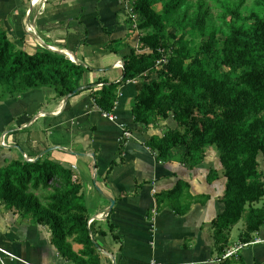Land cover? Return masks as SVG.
I'll list each match as a JSON object with an SVG mask.
<instances>
[{"label": "crops", "instance_id": "0c3cea01", "mask_svg": "<svg viewBox=\"0 0 264 264\" xmlns=\"http://www.w3.org/2000/svg\"><path fill=\"white\" fill-rule=\"evenodd\" d=\"M125 8L120 0H0V18L12 41L23 45L25 38L30 52L44 45L68 52L65 57L90 69L81 87L97 89L121 82L127 57L140 52L141 33L131 30ZM136 83L119 87L113 120L95 105L91 90L66 104L48 89L0 103V169L13 159L34 162L47 152L43 157L80 176L101 264H264V227L249 242L242 240L244 228L234 227L224 250L216 248L211 223L223 211L225 188L220 160L208 151L206 160L190 169L177 156L160 162L146 142L176 123L163 122L147 133L136 125ZM211 171L215 180L209 183ZM179 181L181 197L159 203L160 194ZM108 197L116 202L110 213ZM70 242L75 252L82 249ZM248 243L254 244L223 259ZM0 255L5 264H75L53 244L48 228L1 202Z\"/></svg>", "mask_w": 264, "mask_h": 264}, {"label": "trees", "instance_id": "16d2710c", "mask_svg": "<svg viewBox=\"0 0 264 264\" xmlns=\"http://www.w3.org/2000/svg\"><path fill=\"white\" fill-rule=\"evenodd\" d=\"M132 1L135 19L128 23L132 30L137 22L140 31L164 29L169 16L182 6V0ZM248 1L264 7V0H233L223 15L224 39L212 35L195 50L184 37H175L170 45L162 37L147 35L140 39L141 48L150 51L133 50L121 82L85 90L92 91L98 108L113 113L119 87L136 81L134 123L145 133L169 120L176 123L146 142L160 162L171 163L177 156L190 169L206 160L210 148L216 149L225 188L220 197L223 211L211 230L220 251L240 222L245 227L243 242L264 227V170L258 159L262 156L264 162V17L260 12L244 17ZM1 21L0 103L43 89L62 100L82 86L89 68L46 48L30 52L25 38L20 39L23 45L13 42ZM199 24L203 28L205 20ZM160 50L170 55L166 68L157 66ZM212 172L209 183L215 180ZM182 186L179 181L160 194L158 202L180 198ZM83 190L80 176L46 156L35 162L13 159L0 169V202L9 211L48 228L53 244L75 264H101ZM70 240L82 249L75 252Z\"/></svg>", "mask_w": 264, "mask_h": 264}, {"label": "rangeland", "instance_id": "374dc122", "mask_svg": "<svg viewBox=\"0 0 264 264\" xmlns=\"http://www.w3.org/2000/svg\"><path fill=\"white\" fill-rule=\"evenodd\" d=\"M232 1L233 0H182V6L169 16L167 19L168 21L165 22L164 29L160 31L155 29L140 31L135 21L133 23L136 27L133 29L134 31H140L141 39L147 35L153 34L162 37L165 43L170 45L175 41V37H184L191 48L198 50L202 42L206 41L212 35H217L220 39H224L221 34L224 26L223 15L228 10V6ZM130 2V8L131 4L133 8V1L130 0ZM125 9L127 10V8ZM242 11L243 16L246 18H248L252 12H260L264 17V7H259L254 1H248ZM128 17L135 19L133 12H129ZM204 20L205 24L202 28L199 22ZM141 46L142 42L140 40L138 46L140 51L139 54L150 51L149 49H142ZM160 51L163 53V50ZM164 55L169 61L170 55L168 53H164ZM208 151H214L217 157H219L215 148H210ZM258 159L263 162L261 156ZM261 205L262 203L260 206ZM235 227H239L240 229L243 227L245 229L243 222H240ZM93 230L95 231L94 226Z\"/></svg>", "mask_w": 264, "mask_h": 264}, {"label": "built area", "instance_id": "2783aa9c", "mask_svg": "<svg viewBox=\"0 0 264 264\" xmlns=\"http://www.w3.org/2000/svg\"><path fill=\"white\" fill-rule=\"evenodd\" d=\"M35 2V0H33ZM121 2L125 3L127 5L128 11L129 12H133V8H132V4H131V8H130V0H120ZM136 27V26H135ZM160 53H162V51H160ZM168 64V59L165 57L164 52L162 53V57L161 59L157 62V66L159 68H166ZM120 66V65H119ZM121 67H123V65H121ZM136 82V81H135ZM102 85H100L101 87ZM105 116H107L110 119H115V116L113 115V113H105ZM125 136L126 137H130V133L128 131H125ZM29 161V159H28ZM154 214H156V211H153ZM254 244V243H248V244H239L237 247H234L232 249H230L228 252H226L223 256V259H228L230 257H233L234 255H236L240 250H242L243 248ZM0 261L1 264H5L4 260L2 259V256L0 255ZM151 264H157V263H151Z\"/></svg>", "mask_w": 264, "mask_h": 264}, {"label": "water", "instance_id": "95a60500", "mask_svg": "<svg viewBox=\"0 0 264 264\" xmlns=\"http://www.w3.org/2000/svg\"><path fill=\"white\" fill-rule=\"evenodd\" d=\"M31 17V14L29 15V18ZM44 47L45 48H47V49H49L50 51H52V52H55V53H59V54H62V55H64V56H66V54H64V53H62L61 51H59L58 49H55V48H52V47H50V46H45L44 45ZM76 57H75V55H73V59H75ZM90 87H80V88H78L74 93H72V94H69L67 97H65L64 98V104H66L74 95H76L78 92H82V91H84V90H87V89H89ZM18 148V147H17ZM47 153V152H46ZM46 153H44L43 155H42V157L46 154ZM94 156V155H93ZM38 160V159H37ZM37 160H35V161H37ZM34 161V162H35ZM29 162H33V161H29ZM95 180H96V178H95ZM108 199L110 200V202H111V208H110V210H109V212L108 213H110L111 212V210H112V208L115 206V204H116V202L112 199V198H110V197H108Z\"/></svg>", "mask_w": 264, "mask_h": 264}, {"label": "bare ground", "instance_id": "6f19581e", "mask_svg": "<svg viewBox=\"0 0 264 264\" xmlns=\"http://www.w3.org/2000/svg\"><path fill=\"white\" fill-rule=\"evenodd\" d=\"M66 54H67L68 56H70V54H69L68 52H66Z\"/></svg>", "mask_w": 264, "mask_h": 264}]
</instances>
